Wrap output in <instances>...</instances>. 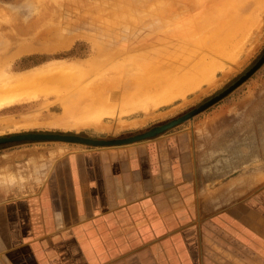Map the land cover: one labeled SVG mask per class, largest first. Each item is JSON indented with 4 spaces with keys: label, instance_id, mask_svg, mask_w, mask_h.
Wrapping results in <instances>:
<instances>
[{
    "label": "crops",
    "instance_id": "crops-1",
    "mask_svg": "<svg viewBox=\"0 0 264 264\" xmlns=\"http://www.w3.org/2000/svg\"><path fill=\"white\" fill-rule=\"evenodd\" d=\"M202 123L49 154L38 186L0 192V264H264L252 150Z\"/></svg>",
    "mask_w": 264,
    "mask_h": 264
},
{
    "label": "rangeland",
    "instance_id": "rangeland-1",
    "mask_svg": "<svg viewBox=\"0 0 264 264\" xmlns=\"http://www.w3.org/2000/svg\"><path fill=\"white\" fill-rule=\"evenodd\" d=\"M205 1L207 2L205 3L204 0L203 1L196 0V4H195V0L194 2L192 0H159V1L158 0H56V2L55 0L54 1L53 0L51 1L50 0H43V1L42 0H0V36H1L0 37V48H1L0 55L5 58V60H3L2 63H0V66L3 67L5 65L6 67L8 65L6 68H8L9 72L19 74V73H23L26 71H31V70L45 67L46 65L53 64L54 62L56 64H68L69 63L70 65H77L79 67H81L82 66L81 64H83L82 69L80 70H83V67L84 69L85 68L89 69V71H90V68L93 69V71H95L94 69H97L96 70L97 72L95 71V73H93L92 71L90 73V75L92 74V76L89 75L88 73L89 71L87 70L88 75L85 77L87 78L88 76H90L87 78L89 81H92L93 80L92 78L94 79L96 78L97 80L98 78L102 79L103 77V79L104 78L107 79L110 76H112L113 80L110 79L111 77L109 78L110 80H106L108 84L111 81L110 82L111 85L109 84L110 86L106 84V81H104L105 79L104 80L100 79L101 81L100 82L98 81V84L104 81L105 85L101 83L100 87L101 85H103L101 88H103L106 85L109 88L110 87L114 88L116 85H118L114 89H111V88L109 89L106 87L107 90L104 89L105 95H103L104 92L101 89L98 90V88H100L98 86L96 89L98 90L99 93L95 92L96 94L93 93L94 95H92V92H89V91L97 83L95 84L96 81H94V84L92 83L90 84L87 80L86 82H88L90 85L88 86V88L90 87L91 89H89L88 91L89 93L86 92L84 90L85 89L84 86L86 85V83L83 82L84 76L81 78L83 81H81L79 77L81 72L84 73L85 71H81L79 76H76L77 81L79 82L80 80L81 82L79 83H85V84L84 86L79 84L78 91L75 90L76 87L78 86H75L76 84H74L75 86V88L73 87L75 90L74 93L75 94L78 93V94L75 95L71 91L72 95L78 96L81 98H78L79 99L78 100V99H75L76 98L75 97L73 100V96L71 98L69 89L68 91L66 90L67 86H62L64 85L63 83L61 84L59 82L54 83L56 85H60V87L62 86L61 87L62 90L61 88H55L53 90L51 89L52 91L50 92L49 88L53 84L51 83L52 85L50 86V83L49 84L47 83L48 85L46 86L43 82L44 86H42V82H41L40 88L41 87L42 89L45 88L43 89L44 90L43 92L40 91L41 89L39 90L41 93L38 92L37 86H34L36 90L35 88H33L34 89L33 91H36L40 94L38 96L39 98L33 99L34 101L32 100L25 104H20V105L13 106L11 108L0 110V137H9L12 135L25 134V133H59V134L78 135V136L88 137L92 139H105V140L127 138L130 136H134V135L146 132L154 127L162 126L175 119H179L185 114H187L188 112L192 111L193 109L199 107L200 105L204 104L205 102L209 101L215 96L221 94L224 90L228 89L230 86L235 84L242 76H244L255 64H257V62L264 55V0H223V1L205 0ZM201 2L204 4H202ZM43 3L45 4L43 5ZM177 3L178 5H183L185 3L188 4V8H185V10L187 9L190 11L191 9V11L188 13L183 10L184 13L178 14L177 16H173L168 19L166 18V20H164L162 17L158 15V12L169 10L170 7H172L173 5ZM249 3H250V6L248 5L249 6L248 11L247 10L242 11L241 9L245 7L241 8L240 5L249 4ZM192 6H194V9ZM233 6L234 8L236 6L237 9H238L237 6H239L241 8V9L239 8L241 11H239L238 9V11L236 10L237 11L236 13ZM228 7H232L233 11L231 10L229 11L230 8ZM198 8H200L201 10L200 9L198 10ZM251 9L253 10L255 9L254 10L255 13H253L252 12L253 10ZM16 10H18V12ZM233 12L235 14H238V17L241 20L238 21L239 18L238 19L237 17L235 18L236 15ZM221 13L225 14L227 17L225 15L222 16ZM18 14L20 15L16 19ZM42 14H44L45 17ZM49 14L51 15V17H49L50 16ZM246 14L249 15L250 20L252 19V17L254 18L257 17L255 16V14H257L259 17V20H258V17L256 19L253 18L252 19L253 21L254 20L255 21L258 20V21L257 22L252 21V23L251 22L248 23L249 19ZM21 16L23 17V20L25 19V24L27 23L26 25L24 24V21H21L22 20ZM188 17H192V21L194 22L195 25H197L196 24L197 20H200L202 24H207V26L211 25L212 27L215 28V29H212L215 32H212V30L211 31L209 30L210 33H208V30H206L204 33H201L198 35L200 38V45L198 44L196 45V46H199L197 50L198 52L203 53L204 51H207V49L204 46L205 37H208L207 35H209L210 37L209 38V41L211 40L210 42L214 40L212 42L213 44L216 41H217L216 44L218 43L219 36H231L232 37L231 40L235 38V41L233 43L234 46L233 44L229 45L230 48L228 47L227 50H225L226 52L221 57L214 56L213 58L214 63H216L215 65H217L219 62V65H220L219 69L221 68V70L219 71L217 69V66L219 65L215 66L217 69V72L214 73L216 78L212 79L213 83H212V80L207 81V83L211 82L209 86L207 83L204 82L202 85L203 87L201 86L202 89L199 88L194 92L188 93L186 95V99L184 98V100H182V98H173L172 99L173 101L171 100L173 103L170 101L169 103L168 102L166 103L167 105L166 104L164 105V103L163 105H161L162 104L161 103L160 104L161 106H159V103L157 105L154 102H152L153 100L152 98L151 100L146 97L144 98L143 96L140 95L141 98L138 97L139 100L137 101V99H135L137 98V96H131L132 94H134V91L137 90V86L134 85L135 84L134 79H132L131 77L135 75L141 76L142 72H144L143 71L144 69L147 72V73L146 72L144 73L146 74L151 73V71L156 69V66L159 67V63L154 61L155 63L149 65V67L147 66V70H146V67H144V69L138 68L135 63V59L138 57V55L144 52L146 53V51L147 52H149V50L152 51L154 48L151 45L152 42L154 40L160 39L159 37L164 38L165 36H163V34L165 33V31H167V28H172V29L178 28L179 29L185 22L182 20L187 19ZM219 17L221 18L219 19ZM228 19L230 20L228 21ZM51 21L53 22L51 23ZM165 21H170V22L167 23ZM240 21L242 22L240 23ZM16 22L20 24H17ZM45 22L48 24H45ZM233 22L234 24H232ZM49 23L55 26L52 25L53 28L51 29L52 26L50 27L51 24ZM33 24H35L34 30L30 31L28 29V31L25 33L21 32L20 30L21 25L25 28H28V27H31L30 25H33ZM218 24H221V29L220 27H216ZM242 24L244 26H242ZM46 25H49V26H46ZM238 25H241V26L238 27ZM245 25H248V26H245ZM44 26L48 28H45L42 30ZM16 29H17V32H16ZM46 29H48L47 32L49 30H54V31L56 30L59 37L63 39L67 37L66 40L70 41V43H67V42L66 43L67 45H69L70 48L65 47L66 43L63 45L55 44L56 41L53 40L54 42H52L51 39L47 40L45 39V37H42V32ZM247 29H248V33L246 32ZM41 30L42 32H38ZM44 33L46 32L44 31L43 34ZM242 34L244 35L242 36ZM65 35L66 37H63ZM233 35H238V36L233 37ZM32 37H33V40H32ZM69 37L73 39V42L71 41L72 39L68 40ZM239 37H242V38L245 37V39L244 38L243 39H244V42L246 41L245 42L246 44H244V42H242L243 40ZM171 39L176 41L175 38H171ZM239 40L243 43L244 47L246 46L245 48L243 47L242 49V47H240L243 45L238 44ZM177 41H182V40H177ZM10 42H13V43L10 44ZM71 42H72V46L70 45ZM23 43L25 46L23 45ZM17 44H19L20 47ZM27 44L30 46H27ZM48 44H49V47H51L50 45H52V48H48L47 47ZM94 45H96L97 47L96 46L94 47ZM14 46H15V49H14ZM61 46L63 49L60 48ZM22 47H25V48L31 47L32 52L31 51L29 53L24 52V54L21 53V56L20 55L18 56V54L16 53H19V51L17 50L23 49ZM58 47L59 49L57 50ZM129 48H133V49H131L130 51ZM51 49H54V50L51 51ZM98 49L102 51V54L110 52L113 54L114 53L119 54L121 57L122 56L125 57L126 54L128 53L127 54L128 58L130 55H133V59H132L133 61H129V63L125 62V64L128 63L127 66H125L124 63L114 64L113 61H110V62L107 61L108 62L107 64V62H105L106 61L105 57H103L102 54L100 55L101 51ZM200 49H203V50H200ZM241 49L243 50V52L241 51ZM249 49L251 51H248ZM46 50L48 52H46ZM2 51H5L3 52L4 56L2 55L3 54ZM95 52L97 53L95 54ZM247 52H250V53H247ZM13 53L16 55H14ZM204 53L208 54L209 51L204 52ZM229 55H231V57L233 58L232 60L229 58L230 57ZM101 56L103 58H101ZM95 57L98 61V62L97 61L95 62L98 65L94 63V60H96ZM221 58H224V59H221ZM236 58H238L239 60L238 62H240L239 64L238 62L234 63V59ZM89 59H91L90 61H92L93 64L87 65L86 62ZM100 61H101V64L99 63ZM130 62H132V64ZM102 63L103 65H106V66H103ZM227 63H230L233 66H231L230 64L228 65ZM99 64L101 67L103 66V68H101ZM130 64L133 66L132 70L130 71V75L122 76L124 78L123 79L121 77L123 81L117 82V84H115L116 82L114 83L113 81L116 78H118V76L123 75V72L121 73V71L122 70L124 71V69L127 67H131ZM112 65H115V67H113ZM108 66L113 67L118 72L113 71V69L110 67L109 69ZM221 66L222 67L224 66L225 68L223 67L222 69ZM224 69H225V72L223 73ZM106 70L108 71V77L106 75L107 73ZM119 70L121 74H119ZM79 71H75V72L78 73ZM135 71L138 74L134 73ZM139 71L141 72V74L139 73ZM215 71H212V73ZM74 74L75 73L73 72V75ZM75 75L73 77H75ZM103 75H106L107 78ZM127 77L128 78L130 77L129 78L130 80L127 79ZM117 80L119 79H116V81ZM77 81L75 82L77 83ZM127 81L129 83H127ZM132 81L134 84L132 83ZM72 82L74 83V81ZM118 83H122L125 87L122 86V84H118ZM36 85H39V83H37ZM72 85L73 84L70 82L68 86L72 87ZM80 85L82 88H80ZM119 85H121V87H119ZM47 87L49 88L46 89ZM71 87H69L70 90H73V88L71 89ZM63 88L66 91H63ZM117 88L119 89L121 88V89L117 90ZM94 89L95 88H93L92 90ZM96 89L95 91H97ZM126 89L128 91H125ZM79 90L81 91L84 90L85 94H89V95L87 96L84 94V96H79L81 94ZM106 91L109 93H107ZM124 91L126 92V94L124 93ZM90 93L93 96V100H92V96L89 97ZM106 93L110 95L109 99H108V96H106L107 95ZM122 93L124 96L122 95ZM65 94L68 96L70 94V96L68 97ZM100 94H102L103 96L101 95L100 97ZM126 95H129L130 99L129 97L124 98ZM113 96L115 99L117 97L118 100L113 99ZM64 97H68V99L71 98L72 100L69 99L66 101ZM142 97H143V100L141 101ZM95 98H97L98 101L96 100L97 102L94 103L93 101H95L94 100ZM61 99H62V102H61ZM104 99L106 101L109 100L108 105L110 107L107 106V102ZM134 100L136 101L134 102ZM64 101L66 105L69 106V108L72 106L71 110L73 109V111H75L74 108H77L76 112H74L75 114L73 113L74 116L70 115L72 114L71 110L68 109V106L64 105L63 103ZM76 101L82 102V105L80 102L76 103ZM145 101H149L150 104ZM74 102L77 104L76 106L74 105ZM83 102L85 104L89 103L87 105H91L90 108L92 110L91 109L90 110L93 111L94 113L98 109L99 106L100 107L102 106V108L104 109L100 108L101 110L99 109L96 112L98 115L102 114L103 119H100L101 116L98 119H97V116L91 117L92 113L91 115H88V113L90 112L88 110L89 108L87 107L88 109H84L85 106L83 105L85 104H83ZM131 102L134 103V105L131 104ZM62 103L65 107L62 106ZM96 103H98L99 106L98 107L96 106L95 108ZM128 104L130 105V109L133 108V112L129 109ZM139 104L141 105L143 104V106H140ZM146 104L149 105V107ZM104 105H106L107 107H105ZM124 105H127V106H124ZM138 105L140 109L139 107L137 108ZM153 105L154 106L157 105L159 107L157 106L154 107ZM108 107L112 110L116 108L117 109L112 111L108 109ZM125 107L128 108V110L125 109L126 111H128L125 113L127 115L125 114L122 115L121 112L123 113L124 111L120 112L119 110H122V108H125ZM141 107H143L144 110L146 108H149V110L143 111ZM134 108L136 111H134ZM63 110L70 111V114L69 112L67 113V112H64ZM85 110L89 112L86 113L87 111L85 112ZM130 111L132 113H130ZM35 112H38L40 114L37 115V113ZM32 113H34V116L37 115L39 117L38 118L36 116L37 118L35 117L36 119H33L34 121L36 120L39 121V122L36 121L37 123H39L38 126H35V124L37 125V123L35 122V124L34 123L30 124L31 125L30 127L34 125L35 126V127L33 126L34 128L33 127L30 128L28 124H24V126L26 127L24 128L22 122L29 121L28 119L30 117L27 119V116L29 115L31 116ZM103 113H105V115L107 116H105ZM112 113H115V115L113 114L114 118L112 117ZM83 114H86L88 117L90 116L91 118L89 117L88 121L89 122L92 121V122L87 123L88 121L85 122L83 119V122L85 123L84 124L82 121H80L82 117L80 115H83ZM68 116H72V118L77 117L78 122H75L76 121L75 118L71 120L72 118ZM79 116H80V119H78ZM5 118H9V120H11L12 122L9 123L8 122L9 120L6 121ZM25 118L27 120H25ZM2 119L5 120L4 121L5 123L3 122ZM57 119H59L60 121V123L58 124L59 126L56 124L58 122ZM33 120L30 118V121H33ZM54 120L57 122L54 123ZM101 120L102 121L104 120L103 123ZM65 121H67V123H65ZM71 121H74V122L71 123ZM96 121H97V124L95 123ZM202 122L206 124L205 128L211 129L215 133L220 132V134H223V133L226 134L227 137L225 139L227 143H229L230 140H233L235 138L238 140L239 138L238 136L242 134L243 145L244 146L248 145L250 149L252 150L253 169L251 168L250 169L253 172H256V171L257 173L259 172L258 174L259 177H264V64L254 74H252V76H250L246 81H244L241 85L235 88L232 92L226 95L219 102L212 105L211 107L204 110L203 112L197 114L194 118L189 119L183 123L177 124L176 126L169 128L168 130L159 134L156 137H159L161 135H167L169 133L174 132L175 130H179L182 128L191 129L195 123H200L202 125L203 124ZM41 123H43V126ZM44 123L48 125H50L51 123L52 124L50 127L48 125L45 126ZM72 124H77L76 127L81 125V127L79 126L78 128H76L75 125L72 126ZM54 125H56V127ZM60 125L62 127H60ZM68 125H71L69 126L70 127L69 129H68ZM95 125L97 126L95 127ZM145 140H148V139H145ZM93 147H96V145H89V144L76 143V142L57 141V140H33V141L29 140V141H17V142L1 144L0 145V192L1 191L6 192V191H10L11 189H18V188L25 192L28 189H32L38 186L34 183L41 182L44 172H46L47 170V166H48L47 161L49 160L48 159L49 154H51L50 161H52V158H54L55 156L59 154L69 151L71 148H93ZM250 169L243 168L242 171L249 172Z\"/></svg>",
    "mask_w": 264,
    "mask_h": 264
},
{
    "label": "bare ground",
    "instance_id": "bare-ground-1",
    "mask_svg": "<svg viewBox=\"0 0 264 264\" xmlns=\"http://www.w3.org/2000/svg\"><path fill=\"white\" fill-rule=\"evenodd\" d=\"M43 1V0H42ZM51 1V0H50ZM54 1V0H53ZM159 1V0H158ZM193 2H194V0H192ZM203 1V0H202ZM218 1V0H217ZM221 1H223V0H221ZM221 1H219V2H221ZM55 2H56V0H55ZM185 2H187V1H185ZM204 2L206 3L207 1H205L204 0ZM228 2V1H227ZM230 2V1H229ZM197 3H199V2H197ZM202 3V2H201ZM201 3H200V5H201ZM226 3V2H225ZM45 3H43V5H44ZM195 4H196V0H195ZM202 4H204V3H202ZM47 5H48V3H47ZM50 5V4H49ZM227 5V4H226ZM240 5V4H239ZM250 6V3L249 4H242V5H240L241 6V8L242 7H245V8H247V9H245V8H243V9H241L239 6H237L238 7V9L240 8L242 11H245V10H247L248 11V7ZM247 6V7H246ZM193 7V9H194V6H192ZM203 7H204V5H203ZM184 8V9H183ZM185 8H188V4H183V5H178V3L177 4H175V5H173L172 7H170L169 8V10H165V11H160V12H158V15L160 16V17H162L164 20H166V18L168 19V18H170V17H173V16H177L178 14H182V13H184V11H186V12H190L191 11V9H190V7H189V9H190V11L189 10H185ZM228 8H230L229 9V11L231 10V11H233L232 10V7H228ZM233 8H234V6H233ZM16 9V8H15ZM42 9H43V7H42ZM48 9V8H47ZM200 8H198V10H199ZM203 9V8H202ZM204 9H205V7H204ZM235 11L237 10L238 11V9L236 8V6H235ZM239 9V11H241ZM250 9V8H249ZM20 10H21V8H20ZM45 10V9H44ZM50 10V9H49ZM184 10V11H183ZM201 10V9H200ZM225 10H227V9H225ZM251 10H253V9H251ZM255 10V9H254ZM254 10L252 11L253 13H255L254 12ZM17 12H18V10H16ZM55 11V10H54ZM194 11H196V10H194ZM237 11H236V13H237ZM250 11V10H249ZM43 12V11H42ZM228 12V11H227ZM226 12V13H227ZM49 13H50V11H49ZM223 13H224V11H223ZM223 13H221L222 14V16L223 15H225V14H223ZM231 13V12H230ZM234 13V12H233ZM244 13V12H243ZM249 13V12H248ZM251 13V12H250ZM252 13V14H253ZM256 13H257V11H256ZM259 13V12H258ZM44 14H45V12H44ZM44 14H42V15H44ZM47 14V13H46ZM235 14V13H234ZM19 15L20 14H18V16L16 17V19L19 17ZM40 15V14H39ZM38 15V16H39ZM50 15V14H49ZM49 15H47V16H49ZM228 15H230V14H228ZM236 16H235V18L237 17V19L239 18L238 17V14H235ZM242 15H244V14H242ZM241 15V16H242ZM247 15V14H246ZM226 16V15H225ZM251 16V15H250ZM255 16H257L258 17V15L257 14H255ZM22 17V16H21ZM43 17V16H42ZM44 17H45V15H44ZM49 17H51V15L49 16ZM48 17V18H49ZM53 17V16H52ZM217 17V16H216ZM227 17V16H226ZM229 17V16H228ZM232 17V16H231ZM247 17H248V19L250 20V18H249V15H247ZM257 17H252V19L254 18V19H256ZM38 18V17H37ZM185 18V17H184ZM183 18V19H184ZM221 17H219V19H220ZM234 19V18H233ZM247 19V20H248ZM248 20V23L249 22H251L252 23V21L253 20ZM45 20V19H44ZM216 20V19H215ZM230 19H228V21H229ZM236 20V19H235ZM234 20V21H235ZM239 20H241L240 18L238 19V21ZM258 20H259V17H258ZM258 20H254L255 22H257ZM21 21H24V24H25V19L23 20V17H22V20ZM35 21V20H34ZM33 21V22H34ZM182 21H185L184 23H183V25L178 29V28H174V29H172V28H167V31H165V33L163 34V36H165L164 38H161V37H159L160 39H157V40H154L153 42H152V46L154 47L153 48V50L152 51H150L149 50V52H147L146 51V53L144 52V53H142V54H140V55H138V57L135 59V63H136V65H137V67L138 68H142V69H144V67H146V70H147V66L149 67V65H151V64H154L155 62L154 61H156L157 63H159V67L158 66H156V69L155 70H153V71H151V70H149V71H151V73H148L149 74V76H148V74H146L147 72L145 71V69L143 70L144 72H146V73H144V72H142V74H141V72L139 71V73L141 74V76L139 75H135V76H133V77H131L132 79H134V82H135V84L133 83V81H132V83L135 85V86H137V90L136 91H134V94H132L131 96H137V98H135V99H137V101L139 100L138 99V97H140L141 98V96H143L144 98L146 97V98H148V99H151L152 100V102H154L155 104H157L158 105V103H159V106H161V105H163V103H164V105L168 102H170L173 98H182V100H184V98L186 99V95L188 94V93H191V92H194V91H196L197 89H202V85H203V83L205 82V83H207V81H209V80H212V79H214V78H216V76H215V74L214 73H216L217 72V69L220 71L221 70V68L219 69V67H220V65H219V62H218V64L217 65H219V66H217V65H215L216 63H214V56H222L226 51L225 50H227V48L229 47V45H231V44H233L234 43V41H235V38H233V40H231L232 39V37L231 36H219V40H218V43L216 44V42H214V44L212 43L214 40H212V42H210L209 41V35H207L208 37H205V41H204V46H205V48L207 49V51H209V53L208 54H206V53H204V52H207V51H204L203 53L202 52H198L197 50H198V47L199 46H196L197 44L198 45H200V38H199V34H201V33H204L206 30H208V33H210L209 32V30L211 31L212 29H215L214 27H212L211 25H208L207 26V24H202L201 22H200V20H197V22H196V24L197 25H195L194 24V22L192 21V17H188L187 19H184V20H182ZM226 21V20H225ZM237 21V22H238ZM243 21H245V20H243ZM253 21V22H254ZM41 22H43V21H41ZM50 22V21H49ZM53 21H51V23H52ZM165 22H170V21H165ZM217 22V21H216ZM242 21H240V23H241ZM17 23V22H16ZM21 23H23V22H21ZM29 23V22H28ZM39 23V22H38ZM51 23H49V24H51ZM57 23V22H56ZM229 23V22H228ZM246 23V22H245ZM247 23V24H248ZM17 24H20V23H17ZM27 24V23H26ZM25 24V25H26ZM45 24H48V23H46L45 22ZM59 24V23H58ZM57 24V25H58ZM231 24V23H230ZM229 24V25H230ZM232 24H234V22L232 23ZM236 24V23H235ZM53 24H51L50 25V27L52 26ZM215 25V24H214ZM253 25H254V23H253ZM20 26V25H19ZM31 27H28V28H25V27H23L22 25H21V32H23V33H25V32H27L28 31V29L30 30V31H32V30H34V28H35V24H33V25H30ZM46 26H49V25H46ZM53 26H55V25H53ZM53 26L51 27V29L53 28ZM233 26H235V25H233ZM239 26H241V25H238V27ZM242 26H244L243 24H242ZM245 26H248V25H245ZM216 27H220V29H221V24H218ZM15 28V27H14ZM38 28V27H37ZM36 28V29H37ZM45 28H48V27H43L42 28V30L43 29H45ZM224 28V27H223ZM241 28V27H240ZM239 28V29H240ZM246 28V27H245ZM253 28V27H252ZM62 29H64V28H62ZM232 29H234V28H232ZM251 29V28H250ZM38 30V29H37ZM42 30L41 31H38V32H42ZM47 30L48 29H46V30H44L46 33H44L43 34V32H42V37H45V39H51L52 40V42H54V41H56V43L55 44H60V45H63V44H65L66 42L67 43H70V41H67L66 40V35L65 36H63V37H66V38H61V37H59V35L57 34V32H56V30L54 31V30H49L48 32H47ZM238 30V29H237ZM236 30V31H237ZM57 31H59V30H57ZM61 31V30H60ZM64 31H66V30H64ZM68 31H70V30H68ZM222 31V30H221ZM233 31V30H232ZM16 32H17V29H16ZM36 32V31H35ZM212 32H215L214 30H212ZM224 32V31H223ZM246 32L248 33V29L246 30ZM33 33V32H32ZM68 33V32H67ZM217 33V32H216ZM252 33V32H251ZM38 34V33H37ZM37 34H36V36H37ZM63 34V33H62ZM215 34V33H214ZM220 34V33H219ZM234 34H236V33H234ZM238 34V33H237ZM244 34H246V33H244ZM244 34H242V36L244 35ZM40 35H41V33H40ZM226 35H227V33H226ZM231 35V34H230ZM240 35V34H239ZM23 36V35H22ZM31 36V35H30ZM35 36V35H34ZM203 36V35H202ZM213 36V35H212ZM211 36V37H212ZM216 36V35H215ZM235 36H238V35H233V37H235ZM1 37V36H0ZM71 37V36H70ZM68 38V40L69 39H72L73 38V36H72V38ZM82 37V36H81ZM87 37V36H86ZM167 37V38H166ZM4 38V37H3ZM8 38V37H7ZM19 38V37H18ZM39 38H41V37H39ZM83 38V37H82ZM171 38H175L176 39V41H174V40H172ZM236 38H238V37H236ZM239 38H241L243 41L242 42H244V39H245V37H239ZM28 39V38H27ZM75 39V38H74ZM77 39V38H76ZM212 39V38H211ZM250 39V38H249ZM10 40H11V38H10ZM32 40H33V37H32ZM31 40V41H32ZM54 40V41H53ZM89 40V39H88ZM177 40H182V41H177ZM238 40V39H237ZM2 41H3V39H2ZM13 41V40H12ZM22 41H24V40H22ZM22 41H21V43H22ZM28 41V40H27ZM26 41V42H27ZM29 41H30V39H29ZM72 42H73V39L71 40ZM90 41V40H89ZM191 41V42H190ZM7 42V41H6ZM9 42V41H8ZM38 42H39V40H38ZM38 42H37V44H38ZM47 42V41H46ZM72 42H71V46H72ZM240 42V43H239ZM239 42H238V44H240V45H243V43L239 40ZM246 42V41H245ZM244 42V44H246ZM13 42H10V44H12ZM18 43V42H17ZM25 43V42H24ZM24 43H23V45H24ZM49 43V42H48ZM67 43H66V45H67ZM93 43H94V41H93ZM92 43V44H93ZM150 43V42H149ZM19 44H20V42H19ZM19 44H17V45H19ZM36 44V43H35ZM36 44V45H37ZM40 44V43H39ZM54 44V45H55ZM17 45H15V46H17ZM22 45V46H23ZM34 45V44H33ZM65 45V47H69V45H67L66 46ZM98 45V44H97ZM12 46V45H11ZM15 46H14V49H15ZM25 46V45H24ZM27 46H30V45H28L27 44ZM32 46V45H31ZM51 47H49V44H48V48H52V45H50ZM96 45H94V47H95ZM145 46V45H144ZM233 46H234V44H233ZM19 47H20V45H19ZM37 47V46H36ZM46 47V46H45ZM64 47V48H65ZM97 47V46H96ZM102 47V46H101ZM149 47V46H148ZM240 47H242V49H243V47H244V45L243 46H240ZM246 47V46H245ZM244 47V48H245ZM23 49H19V50H17V51H19V53H16V54H18V56L20 55L21 56V53L22 54H24V52L26 53V52H30L31 51V47H29V48H25V47H22ZM60 48H62V46L60 47ZM70 48V47H69ZM205 48H204V50H205ZM230 48V47H229ZM1 49V48H0ZM10 49V48H9ZM13 49V48H12ZM59 49V47L57 48V50ZM63 49V48H62ZM94 49V48H93ZM97 49V48H96ZM128 49V48H127ZM130 49V51H131V49H133V48H129ZM241 49V51L243 52V50ZM35 50V49H34ZM33 50V51H34ZM38 50V49H37ZM44 50V49H43ZM48 50V49H47ZM46 50V52H48ZM52 50H54V49H51V51ZM98 50H100V49H98ZM104 50V49H103ZM200 50H203V49H200ZM230 50H232V49H230ZM247 50V49H246ZM10 51V50H9ZM40 51V50H39ZM42 51V50H41ZM45 51V50H44ZM50 51V52H51ZM101 51V50H100ZM234 51H236V50H234ZM248 51H251L250 49L248 50ZM3 52H5V51H2V53ZM7 52V51H6ZM32 52V51H31ZM36 52H38V51H36ZM49 52V53H50ZM54 52V51H53ZM228 52V51H227ZM230 52V51H229ZM1 53V54H2ZM9 53V52H8ZM7 53V54H8ZM35 53V52H34ZM41 53V52H40ZM43 53V52H42ZM97 52H95V54H96ZM123 53V52H122ZM240 53V52H239ZM246 53V52H245ZM247 53H250V52H247ZM6 54V53H5ZM14 54V53H13ZM16 54H14V55H16ZM93 54H94V52H93ZM102 54V51H101V53H100V55ZM128 54V53H127ZM126 54V56L125 57H127L128 55ZM229 54V53H228ZM235 54H237V53H235ZM3 56H4V53L2 54ZM226 55V54H225ZM102 56L103 57H105V62H110V61H113L114 62V64L116 63V64H120V63H124L125 64V62H128L129 63V61H133L132 59H133V55H130V56H132V57H130L129 56V58L127 57V58H125V57H121L119 54H116V53H110V52H108V53H104V54H102ZM101 56V58H103ZM136 56V55H135ZM230 57V59L232 60L233 58L231 57V55H229ZM238 56V55H237ZM236 56V57H237ZM13 57H15V56H13ZM93 57H94V55H93ZM98 58V57H97ZM239 58V57H238ZM238 58H236L237 59V61H236V59H234V63L235 62H238L239 60H238ZM95 59H96V57H95ZM221 59H224V58H221ZM228 59V58H227ZM240 59V58H239ZM3 60H5V58L4 57H2L1 55H0V63H2V61ZM91 59H89L88 61H90ZM92 60H94V59H92ZM13 61V60H12ZM86 62L87 63V65H91V64H93L92 63V61H90V62ZM95 61H97V59L96 60H94V63L95 64H97ZM218 61V60H217ZM241 61V60H240ZM9 62H10V60H9ZM58 62V61H57ZM71 62V61H70ZM98 62V61H97ZM104 62V63H105ZM108 62H107V64H108ZM216 62V61H215ZM230 62V61H229ZM13 63V62H12ZM52 63V62H51ZM55 63V62H54ZM49 64V65H46L45 67H42V68H39V69H35V70H31V71H26V72H23V73H19V74H16V73H12V72H9L8 71V68H6L5 67V65L2 67V66H0V110H4V109H6V108H11V107H13V106H16V105H20V104H25V103H28V102H30V101H32L33 99H37V98H39L38 96L40 95L38 92H40V91H44L43 89H45V88H43L42 89V87L40 88V83L42 82V86H44V84L47 86L49 83H50V88L49 87H47L46 89H50V92L53 90V89H55V88H61L62 86H67L66 87V90L68 91V89H69V92H70V94H71V98H72V92L74 93L75 92V90H77L78 91V89H79V84H81V85H83L84 86V84L86 83V85L84 86L85 87V91L86 92H88L89 91V89H91L90 87L88 88V86H90L89 85V83L91 84H94V81H96L95 82V84L97 83L98 84V81L100 82L101 80H104L103 79V77H102V79L101 78H98L97 80H96V78L94 79V78H92L93 80V82L92 81H89L87 78L88 77H90V76H92V74L90 75V73L93 71V69H91L90 68V71H89V69H84V67H83V70H80V69H82V66H83V64H81L82 66L81 67H79V66H77V65H70L69 63L68 64ZM85 63V64H86ZM90 63V64H89ZM100 64H101V61L99 62ZM128 63L127 64H125V66H127L128 65ZM131 64H132V62H130ZM221 63V62H220ZM233 63V64H234ZM240 62H238V64H239ZM5 64H6V62H5ZM100 64H99V66H100ZM130 64V66L131 67H127V68H125L124 69V71L122 70L121 71V73L123 72V75H120V76H118V78H116V79H119V80H117L116 81V79L113 81L115 84H117V82H120V81H123V77L122 76H129L130 75V71L132 70V68H133V66ZM228 65L230 64V63H227ZM11 65V64H10ZM98 65V64H97ZM102 65H103V63H102ZM158 65V64H157ZM223 65V64H222ZM225 65V64H224ZM231 65V64H230ZM77 66V67H76ZM93 66V65H92ZM103 66H106V65H103ZM103 66L101 67V68H103ZM113 67H115V65H112ZM215 66H217V69H216V67ZM231 66H233V65H231ZM88 67V66H87ZM90 67V66H89ZM112 68L113 69V71H117L116 69H114L113 67H111V66H108V68ZM222 67V66H221ZM224 67V66H223ZM223 67H222V69H223ZM236 67V66H235ZM109 68V69H110ZM225 68V67H224ZM226 68H228V67H226ZM80 71H79V70ZM12 70V69H11ZM87 70L89 71L88 73H89V75L90 76H88L87 78L85 77V76H87L88 74H87ZM95 71L97 70V69H94ZM108 70V69H107ZM106 70V72H104V73H106V75H107V77H108V71ZM216 70V71H215ZM75 71H79L78 73L77 72H75ZM81 71H85L84 73L83 72H81ZM95 71H93V73H95ZM101 71V70H100ZM212 71H215V72H213L212 73ZM223 71V70H222ZM73 72L76 74H74L75 75V77L76 76H79V74H80V72H81V74H82V76H81V74H80V80L81 81H83V82H85V83H79V82H81L80 80H79V82L77 81V77L75 78V77H73L74 75H73ZM97 72V71H96ZM110 72V71H109ZM118 72V71H117ZM225 72V69H224V71H223V73ZM120 73V70H119V74H121ZM134 73H136V71L134 72ZM144 73V74H143ZM110 74V73H109ZM112 74V73H111ZM136 74H138V73H136ZM214 74V75H213ZM96 75V74H95ZM106 75H103V76H105L106 77ZM144 75V76H143ZM146 75V76H145ZM84 76V77H83ZM131 76H132V74H131ZM83 77V80L81 79ZM106 77V78H107ZM111 77V78H110ZM109 78L110 79H112L113 80V77L112 76H110ZM120 77V78H119ZM123 79H122V78ZM143 77V78H142ZM109 78H107V79H105L104 81H106V80H110ZM130 78V77H129ZM128 77H127V79H129ZM76 79V80H75ZM79 79V78H78ZM101 79V80H100ZM126 79V80H127ZM88 80V82H86ZM125 80V81H126ZM130 80V79H129ZM128 80V81H129ZM72 81H74V83L72 82ZM75 81H77V83L75 82ZM104 81L103 82H101V83H103L104 84ZM127 81V83H129ZM215 81V80H214ZM43 82H44V84H43ZM46 82V83H45ZM56 82H59L60 84L61 83H63L64 85H62L61 87H60V85H56V84H54V83H56ZM70 82L73 84L72 85V87L71 86H68L69 84H70ZM111 82V81H110ZM110 82H109V84H110ZM113 82H112V84H113ZM37 83H39V85H36ZM48 83V84H47ZM52 83V84H51ZM100 83V84H101ZM212 83H213V80H212ZM74 84H76L75 86H78V87H76V89L74 90V88H75V86H74ZM78 84V85H77ZM96 84V85H97ZM100 84H98L96 87L94 86H92L93 88H97L98 86L100 87ZM106 84H108V82L106 81ZM108 84V86H110ZM118 84H122V83H118ZM208 85L209 84H211V82L209 83H207ZM56 85V86H55ZM81 85H80V88H82L81 87ZM105 85V84H104ZM34 86H37L38 87V92H36V91H33L34 89L33 88H35ZM86 86H87V88H88V90H87V88H86ZM103 85H101V87H102ZM114 86V85H113ZM116 86H118V85H116ZM115 86V87H116ZM122 86H124L123 84H122ZM202 86V87H201ZM210 86V85H209ZM69 87H71V89L73 88V90H70V88ZM83 87V88H84ZM98 88V90L99 89H101L103 92H104V94L103 95H105V90H107V88H109V87H107V85L106 86H104L103 88ZM107 87V88H106ZM114 87V88H115ZM119 87H121V85H119ZM125 87V86H124ZM92 88V89H93ZM111 89H114V88H112V87H110ZM109 88V89H110ZM135 88V87H134ZM41 89V90H40ZM52 89V90H51ZM90 90L89 92H92V95H94V94H96V93H99L98 92V90L97 91H95V89L94 90ZM105 89V90H104ZM108 89V90H109ZM119 88H117V90H118ZM121 89V88H120ZM119 89V90H120ZM35 90H36V88H35ZM40 90V91H39ZM61 90H62V88H61ZM66 90H64V88H63V91H66ZM83 90V91H84ZM100 90V91H101ZM45 91H47V90H45ZM56 91V90H55ZM72 91V92H71ZM80 92H81V94L79 95V96H84V94H85V91L83 92V91H81V90H79ZM94 91V92H93ZM125 91H128L127 89L125 90ZM124 91V93L126 94V92ZM199 91H201V90H199ZM83 92V93H82ZM88 92V93H89ZM96 92V93H95ZM107 92V91H106ZM116 92H118V91H116ZM115 92V93H116ZM121 92V91H120ZM130 92V91H129ZM41 93V92H40ZM66 93V92H65ZM94 93V94H93ZM102 93V92H101ZM107 93H109V92H107ZM106 93V94H107ZM111 93V92H110ZM113 93H114V91H113ZM112 93V94H113ZM67 94V93H66ZM65 94V95H66ZM70 94H69V96H70ZM75 94V93H74ZM78 93H76L75 95H77ZM83 94V95H82ZM117 94V93H116ZM116 94H114V95H116ZM61 95V94H60ZM59 95V96H60ZM85 95H89V94H85ZM91 95V93H90V96L89 97H91L92 96ZM101 95L102 94H100V97H101ZM102 95V96H103ZM122 95H123V93H122ZM141 95V96H140ZM47 96V95H46ZM55 96V95H54ZM66 96H68V95H66ZM68 96V97H69ZM106 96H108V99H109V97H110V95H106ZM118 96V95H117ZM124 96V95H123ZM42 97V96H41ZM68 97H64L65 99H66V101L67 100H69V99H71V98H69L68 99ZM76 97V98H75ZM99 97V98H100ZM129 97V95H126L124 98H128ZM143 97H142V99H141V101L143 100ZM46 98V97H45ZM49 98V97H48ZM74 98L75 99H78V98H81V97H78V96H73V100H74ZM98 98V97H97ZM97 98H95L94 100L95 101H93L94 103L95 102H97L98 101V99ZM106 98V97H105ZM113 99H115L114 98V96H113ZM116 99L118 100V98L116 97ZM115 99V100H116ZM129 99H130V97H129ZM133 99V98H132ZM131 99V100H132ZM58 100H59V98H58ZM72 100V99H71ZM79 100V99H78ZM92 100H93V96H92ZM97 100V101H96ZM105 100V99H104ZM126 100V99H125ZM145 100V99H144ZM147 100V99H146ZM175 100V99H174ZM34 101V100H33ZM38 101V100H37ZM106 101V100H105ZM109 101V100H108ZM108 101H106L107 102V106H109L108 105ZM113 101V100H112ZM136 100H134V102H135ZM150 101V100H149ZM149 101H145V102H148L149 103ZM173 101V100H172ZM171 101V102H172ZM36 102V101H35ZM61 102H62V99H61ZM80 102V101H79ZM79 102H77L76 101V103H79ZM130 102V101H129ZM33 103V102H32ZM64 103V105L65 106H68V105H66V103H65V101L63 102ZM63 103H62V106L63 107H65L64 105H63ZM75 102H74V105L76 106L77 104H76ZM81 103V105H82V102H80ZM99 103V102H98ZM98 103H96L95 104V108H96V106L98 107L99 106V104ZM112 103V102H111ZM127 103V102H126ZM125 103V104H126ZM162 103V104H161ZM173 103V102H172ZM83 104H85L84 102H83ZM87 104H89V103H87ZM87 104H85V105H83V106H85L84 107V109H88L89 111H87V110H85V112L86 113H88V115H91V113H92V116L91 117H96L97 116V119L100 117V119H103L102 118V114H100V115H98L97 114V110H99L100 108H102V106L100 107H98V109L96 110V109H94V110H96L95 111V113L93 112V111H91L92 109L90 108V106L91 105H87ZM92 104V103H91ZM131 104H133L134 105V103H132L131 102ZM136 104V103H135ZM150 104V103H149ZM153 104V103H152ZM161 104V105H160ZM101 105V104H100ZM117 105H118V103H117ZM123 105V104H122ZM129 105V104H128ZM132 105V106H133ZM140 106H143V104L141 105V104H139ZM139 105L137 106V108L139 107ZM147 105V104H146ZM157 105H155V106H157ZM167 105V104H166ZM105 107H107L106 105H104ZM103 106V107H104ZM124 106H127V105H124ZM145 106V105H144ZM148 107H149V105H147ZM154 106V105H153ZM154 106V107H155ZM159 106H157V107H159ZM72 107V106H71ZM71 107L69 108V106H68V109H70L71 110ZM88 107V108H87ZM93 107V106H92ZM110 107V106H109ZM108 107V109H110ZM129 107V109H130V105L128 106ZM135 107V106H134ZM151 107V106H150ZM81 108V107H80ZM142 108V110L143 111H148L149 110V108H146L145 110H144V108L143 107H141ZM66 109V108H65ZM76 109L77 108H74V110L75 111H73V109L71 110V113L72 114H70V111H65V110H63L64 112H69V114L70 115H73V113L74 112H76ZM79 109V108H78ZM91 109V110H90ZM102 109H104V108H102ZM117 109V108H116ZM116 109H113V110H116ZM124 109V110H123ZM128 110V108L127 107H125V108H122V110H119L120 112L121 111H124L123 113L121 112V114L123 115V114H125L126 112H128V111H126V110ZM139 109H140V107H139ZM83 110V109H82ZM101 110V109H100ZM110 110H112V109H110ZM112 110V111H113ZM132 112H133V108L132 109H130ZM138 110V109H137ZM73 111V112H72ZM130 111V113H132ZM134 111H136L135 110V108H134ZM63 112V113H64ZM82 112V111H81ZM110 112V111H109ZM35 113H37V115H39L40 113H38V112H35ZM80 113V112H79ZM94 113V114H93ZM111 113V112H110ZM33 114V116H34V113H32ZM32 114H31V116H32ZM75 114V113H74ZM104 115H105V113H103ZM113 114L115 115V113H112V117H113ZM36 115V116H37ZM68 115V114H67ZM104 115H103V117H104ZM117 115V114H116ZM125 115H127V114H125ZM30 115L29 116H27V119L30 117L32 120L33 119H36L37 117L36 116H32L31 117ZM64 116V115H63ZM74 116V115H73ZM80 116H82L81 117V119H80ZM79 117H78V119H80V121H82L83 122V119H84V121L85 122H87L88 121V119H89V117L86 115V114H83V115H80ZM84 116V117H83ZM86 116H87V118H86ZM105 116H107V115H105ZM119 116H121V115H119ZM36 117V118H35ZM68 117H70V118H72V116H68ZM90 117V118H91ZM109 117H111V116H109ZM116 117V116H115ZM30 118L28 119L29 121H24V122H22V124H23V126H24V124H28V126L30 127L31 125V123H34L35 124V122L37 121H30ZM39 118V117H38ZM69 118V119H70ZM73 118H75L76 119V121L75 122H78L77 121V117H73ZM73 118L71 119V120H73ZM114 118V117H113ZM6 119V121H8L9 120V118H5ZM26 118H25V120H27ZM67 119V118H66ZM65 119V120H66ZM105 119V118H104ZM3 120V122L5 121L4 119H2ZM23 120H24V118H23ZM58 120V122L57 121H55L54 120V123H56L57 125L60 123V121H59V119H57ZM14 121V120H13ZM68 121H70V120H68ZM102 121V120H101ZM104 121V120H103ZM103 121H102V123H103ZM9 123L10 122H12L11 120H9L8 121ZM16 122V121H15ZM37 122H39V121H37ZM36 122V123H37ZM62 122V121H61ZM64 122V121H63ZM72 122H74V121H71V123ZM90 122H92V121H90ZM89 121L87 122V123H90ZM94 122V121H93ZM100 122V121H99ZM5 123V122H4ZM14 123V122H13ZM49 123V122H48ZM53 123V122H52ZM51 123V124H52ZM65 123H67V121H65ZM70 123V124H71ZM84 123V122H83ZM96 124H97V121L95 122ZM94 123V124H95ZM16 124V123H15ZM38 124L39 123H37V125L35 124V126H38ZM42 124V126H43V123H41ZM45 124V123H44ZM51 124L50 125H48V124H45V126L46 125H48V126H50L51 127ZM85 124V123H84ZM105 124V123H104ZM64 125V124H63ZM65 125H67V124H65ZM73 125H75V127H76V125L77 124H72V126ZM91 125V124H90ZM93 125V124H92ZM101 125V124H100ZM10 126V125H9ZM12 126V125H11ZM14 126H16V125H14ZM27 126V125H26ZM34 126V125H33ZM32 126V127H33ZM34 126V127H35ZM55 127H56V125H54ZM59 126V125H58ZM69 126H71V125H68V129L70 128ZM80 127H81V125H79ZM78 126V127H79ZM97 125H95V127H96ZM102 126V125H101ZM32 127H30V128H32ZM33 127V128H34ZM40 127V126H39ZM60 127H62L61 125H60ZM67 127V126H66ZM75 127H73V128H75ZM78 127H76V128H78ZM87 127V126H86ZM24 128H26L25 126H24ZM59 128V127H58ZM83 128V127H82ZM16 129V128H15ZM17 129H19V128H17ZM64 129H65V127H64ZM67 129V128H66ZM227 146V145H226ZM226 148V147H225ZM229 150V149H228ZM256 174H257V171H256ZM258 174H259V172H258ZM255 175V174H254ZM259 176V175H258ZM262 176H263V174H262ZM254 178V177H253ZM252 178V179H253ZM255 178H257V177H255ZM264 178V177H263ZM259 179V178H258ZM253 181V180H252Z\"/></svg>",
    "mask_w": 264,
    "mask_h": 264
},
{
    "label": "water",
    "instance_id": "water-1",
    "mask_svg": "<svg viewBox=\"0 0 264 264\" xmlns=\"http://www.w3.org/2000/svg\"><path fill=\"white\" fill-rule=\"evenodd\" d=\"M263 64H264V55L257 62V64H255L244 76H242L235 84L230 86L228 89L224 90L221 94L215 96L214 98L210 99L209 101L205 102L199 107L193 109L192 111L188 112L187 114H185L179 119H175L173 121H170L167 124L154 127L146 132H143V133H140L134 136H130L127 138L105 140V139H92V138L82 137L78 135H66V134H59V133H25V134H16V135H12L9 137H0V145L10 143V142H17V141L57 140V141L84 143V144L96 145V146H112V145L129 144V143L141 141V140L148 139V138H153L165 132L169 128L176 126L177 124L183 123L189 119L194 118L197 114L203 112L204 110L208 109L212 105L219 102L226 95L232 92L235 88L241 85L244 81H246L250 76H252V74H254Z\"/></svg>",
    "mask_w": 264,
    "mask_h": 264
}]
</instances>
